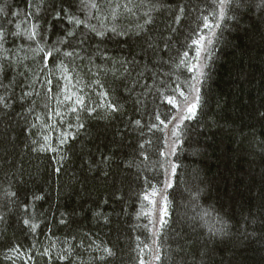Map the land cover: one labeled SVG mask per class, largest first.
<instances>
[{
  "label": "trees",
  "instance_id": "1",
  "mask_svg": "<svg viewBox=\"0 0 264 264\" xmlns=\"http://www.w3.org/2000/svg\"><path fill=\"white\" fill-rule=\"evenodd\" d=\"M118 3L103 2L88 23L126 35L100 39L81 26L60 44L73 26L53 19L54 9L85 19L79 0H32V7L29 0H0V28L23 34L37 25L41 33L32 42L23 35L0 41V264H175L169 256L178 244L202 264H264V11H227L237 19L215 29L196 115L180 123L167 99L182 107L180 91L195 95V72L181 60L196 63L192 40L211 35L203 27L211 0ZM37 42L61 49L47 68L43 54L32 51ZM65 50L78 56L65 58ZM75 96L96 109L92 116L68 111ZM46 136L55 152L37 150ZM221 220L227 235L212 237Z\"/></svg>",
  "mask_w": 264,
  "mask_h": 264
},
{
  "label": "snow or ice",
  "instance_id": "2",
  "mask_svg": "<svg viewBox=\"0 0 264 264\" xmlns=\"http://www.w3.org/2000/svg\"><path fill=\"white\" fill-rule=\"evenodd\" d=\"M106 2L107 4L111 5L114 3V0H79V4L77 5L78 10L82 13H84L85 19H81L80 16L78 15H74L70 12V10L68 8H62L59 10L54 9L55 11V16L53 17V19L55 20H60L66 17V23L72 25V28H68L66 29L64 35L59 39V43L60 44H64L66 42H68L67 38H71L74 37L76 35L75 33V29L80 28L81 26H83L84 28H86L88 30V32L90 33H95V35L100 38L103 39L106 36V32H111L113 36H122V35H126L127 33L118 31L116 27H112L110 29H107L106 31H100L96 28L95 25H90L88 23L89 20L93 19V12H99L101 10L102 7V3ZM115 2L117 3V6H119L118 0H115ZM128 4L132 3V0H127ZM32 0H29V7H32ZM36 7L38 8L39 5H36ZM126 9L128 11H131V8H127V5H125ZM211 7L213 8V12L211 17L209 15H205L203 17V27L205 29H208L209 32L211 33V35L209 37H205L204 35L200 34V33H196L197 35V39L192 40V45L195 46V57L193 58L196 63H191L188 64L185 60H181V65H185L187 66V70L188 72H195V75H193L192 79L195 81L194 84L191 85V88L193 90V92L195 93V95L190 99L189 96L185 95L184 92L180 91L178 93V95L182 98L183 100V106L181 107L180 103H178V101L172 97H169L167 99V103L170 104L173 108L177 109V115L172 117V121H179L180 123H182L184 120H191L195 115H196V110H197V106L201 101V97H200V83L201 78L206 76V73L204 71V69L208 66L207 65V59L210 58L211 53L207 48V45H211L213 43V37L216 36V32L215 29H220L223 27V21H225L226 19H230V20H235L237 19V15L233 14L231 16L227 15V11L229 9H236L239 10L240 12H243L244 9L246 8L248 12H251L253 8L257 9L258 11H264V0H211ZM215 9H218V11H216ZM3 9H0V12H2ZM38 14V13H37ZM13 15L15 16L16 13H13ZM26 19H30L31 16L30 15H26L25 17ZM98 18V17H97ZM112 19L115 20L117 19V14H116V9L113 8L112 9ZM177 20H179V17H177ZM151 21L146 19L144 21L145 24H149ZM9 23H12V21H9ZM17 29H19V24L16 25ZM37 25H33L31 30H26L25 33H20L19 31L16 32H12L9 33L6 30H4L3 28H0V41L4 40L5 37L7 35H12L15 37H20L21 35H23V37L29 41H37V37L41 35L40 32L37 31ZM141 31H142V27H141ZM140 32H137L136 35H140ZM151 46V45H149ZM33 52H35L37 55L43 54L42 55V62H43V67L47 68L49 65L50 60L55 59L54 53H60L61 49L59 47L55 48V49H48L45 50L43 47L40 46L39 42H37L36 47L32 49ZM189 55V53L187 51H185L183 53L184 57H187ZM63 56L65 58H71L73 56H78V53H75V51H68L65 50L63 51ZM5 59H7L5 57ZM105 59H107L105 57ZM59 68L61 69L62 73L64 74V79L66 81H68L69 83L72 81L73 77L70 76L68 73L70 71L69 67L67 65L64 64V61L62 60L59 64ZM3 67L0 66V71H3ZM80 81L77 80V83H79ZM46 84L51 85L52 81L46 80ZM74 87V86H73ZM52 88H48V92L52 93ZM65 92L68 91V89H64ZM81 91H83L81 89ZM37 95H39V93H36ZM32 93L31 92H25L24 96L25 97H29L31 96ZM100 95L102 97H104V99H107V94L104 92H101ZM49 100L52 99L51 95H48L47 97ZM3 98L0 97V100H2ZM64 100L65 101H71L73 100V96L70 94H66L64 96ZM59 103V101H58ZM103 101L101 102L100 107H103ZM78 107L81 110H87L88 111V115L92 116L93 113L96 111L95 108L92 109H87V105L85 102V97L83 96H75V99L73 101V105L68 109V111L72 112V113H77L78 111ZM108 109H110L112 112H116L117 108L112 105V104H108L107 105ZM57 116H60L61 113L60 112H56ZM264 115V114H262ZM157 119H159V117H157ZM62 122V121H61ZM171 122V121H169ZM136 125L139 126L140 121L137 120L135 121ZM180 123L176 124V127L172 130V135L177 137L178 139V134H177V129L180 127ZM167 126V125H165ZM78 128H83L84 125L83 123H79L77 125ZM68 133H64L63 134V138L60 140V144L63 145L65 143H67V137H68ZM48 137H45V144L42 145L39 149H37L38 151H52L55 152L56 149L51 147L47 141H48ZM141 147H143V145H141ZM176 149V145L174 143L173 145V153L175 152ZM163 155V153H162ZM57 173H59L60 169H56L55 170ZM176 171V165L173 164L171 167V174H175ZM172 187V182L169 179L166 182V189L171 188ZM165 189V190H166ZM155 194V193H154ZM198 197V194L196 196L193 197V199H196ZM145 199H147V197H145ZM163 199L165 201H167V196H164ZM168 214V209H167V204L165 203L164 207L161 209L160 211V215H159V224L161 226V228H164L167 226V217ZM208 213L205 212L204 215H207ZM61 223H63V220L61 221ZM221 223V228L219 229H210V233L212 237L215 236H224L227 235L226 229L228 227L227 223L223 220L220 221ZM25 224H28V221H25ZM37 225L33 224L31 225L32 231H35ZM12 251H15L17 253H19V249L15 248L12 249ZM173 251L176 253L175 257L173 256H169V260L172 261L173 259L175 260V264H186V258H187V264H202V260L201 261H196V257L194 254H190V249L187 246H183V245H177V247L175 249H173ZM104 252L106 254V256H112L113 252L111 251V249L109 248H105ZM205 255L204 252H201V257H203ZM61 260L64 259V257H60ZM155 259L157 261L161 260V256L157 255L155 257ZM141 264H143V261H141Z\"/></svg>",
  "mask_w": 264,
  "mask_h": 264
}]
</instances>
